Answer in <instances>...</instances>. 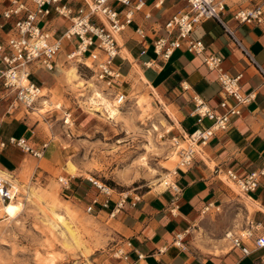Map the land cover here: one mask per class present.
<instances>
[{
  "label": "crops",
  "instance_id": "obj_1",
  "mask_svg": "<svg viewBox=\"0 0 264 264\" xmlns=\"http://www.w3.org/2000/svg\"><path fill=\"white\" fill-rule=\"evenodd\" d=\"M146 1L147 7L135 15L133 23L119 37L120 57L114 61L123 76L119 90L125 86L128 91L132 89L134 77L141 73L140 80L146 82V87L164 107L174 111L177 119H172L173 137L209 127L211 123L207 119L197 123L193 117V98L202 99L215 115L225 113L226 109L219 106L224 97L216 74L204 66L202 56L176 50L168 60H161L153 50L152 29H159L171 15L182 10L186 0H164L160 9L153 8L152 0ZM255 5L264 8V0H231L223 18L259 67L250 63L216 21H204L192 33L193 38L204 43L207 53L222 58L226 73L239 77L241 91L253 92L255 98L241 109L239 116L231 117L226 131L217 132L201 149L191 168L174 171V184L172 178L169 185L173 188L149 190L138 197L135 206L126 204L113 218L121 241L131 242L125 264H264V248L253 247L257 237H264V177L257 191L239 197L231 195L222 177L214 173L216 169H231L243 176L260 169L264 163V32L233 20L235 11ZM144 13H150V20L144 21ZM54 23L59 30L68 25L60 19ZM138 27L143 28L144 39L136 33ZM5 31H0V38H5ZM41 89L48 91L46 86ZM226 101L229 106L233 103L230 99ZM4 113L0 114L1 140L24 138L30 147L42 150L44 138L37 128L32 129L29 121H6ZM53 146L55 143L47 144L40 159L49 170L56 169ZM18 161L11 145L0 149V169L13 172ZM212 209H215L213 214L209 213ZM247 230L252 233L249 239ZM228 232L242 237L250 251L248 256L243 257L229 240H223ZM177 234L184 236L181 247L174 244ZM137 255L143 258L138 260Z\"/></svg>",
  "mask_w": 264,
  "mask_h": 264
},
{
  "label": "rangeland",
  "instance_id": "obj_2",
  "mask_svg": "<svg viewBox=\"0 0 264 264\" xmlns=\"http://www.w3.org/2000/svg\"><path fill=\"white\" fill-rule=\"evenodd\" d=\"M83 63L66 61L61 54L56 71L39 70L34 75L38 86L48 88L46 93L42 89L46 96L34 105L36 114L35 109H18L5 118L29 121L45 144L55 143L56 169H47L45 161L11 145L19 161L13 172L0 169V180L8 181L17 199L10 206L13 219L0 216V264H125L112 258L115 245L122 242L113 218L99 212L97 205L94 212L87 213L94 199L104 198L92 181L112 190L114 201L119 194L136 199L149 190L169 188L172 178L174 184L177 158L171 146L172 117L140 80L141 73L134 77L132 89L125 86L121 90L126 101L119 104L120 114L111 121L87 103L95 92L109 102L115 99L96 82L86 66L88 61ZM72 68L76 77L69 80L67 73ZM57 103L60 109L55 108ZM168 109L177 119L172 108ZM4 110L5 103H0V114ZM154 126L158 132L153 131ZM69 165L76 170L74 176L67 171ZM166 176L170 181L163 185ZM58 178L68 181V190ZM221 180L231 195H243ZM214 248L218 253V246Z\"/></svg>",
  "mask_w": 264,
  "mask_h": 264
},
{
  "label": "built area",
  "instance_id": "obj_3",
  "mask_svg": "<svg viewBox=\"0 0 264 264\" xmlns=\"http://www.w3.org/2000/svg\"><path fill=\"white\" fill-rule=\"evenodd\" d=\"M230 1L186 0L182 10L171 15L159 29H152L153 50L157 57L168 60L176 50L202 56L204 66L216 74V81L224 97L219 104L226 109L222 115H215L199 97L193 98V117L197 118V123L207 119L211 124L171 139L177 158L176 170L191 168L201 149L209 144L217 132L226 131L231 117L239 116L241 109L255 98L253 92L241 91L239 77H232L222 69L221 57L207 53L204 43L192 37L194 30L204 21L214 20L250 63L258 66L236 37L235 31L224 22L223 16ZM163 2L152 0V6L160 9ZM145 7L146 0H0V31L6 30L5 38H0V103H5L6 108L3 117H10L18 109H35L34 105L42 97L41 87L34 81V75L39 70L47 73L56 71L61 54L66 57V61L73 54L87 60V68L96 82L104 85L118 104H123L127 97L119 90L123 76L114 65L115 59L120 57L118 39L133 23L135 15L142 13ZM143 17L147 21L151 15L144 13ZM56 19L66 22L67 27L56 29ZM233 20L238 25L255 26L264 32V8L261 5L238 9L233 14ZM136 33L141 39L146 37L142 27H138ZM227 99L233 102L231 106L227 104ZM7 145L17 146L36 159L43 157L42 150L47 147L44 144L42 150H35L24 138L10 137L7 142L0 138V149ZM214 173L235 185L240 193L252 194L257 191L264 177V163L260 169L243 176H238L231 169H216ZM58 182L64 190L69 189L68 181L64 178H58ZM92 185L104 198L102 201H92L87 207L89 214L94 212L93 207L97 205L99 212H106L109 218H115L126 204L135 206L138 201V198L133 199L124 194H119L114 201L111 199L112 190L95 181H92ZM14 196L10 184L0 180V202H10ZM247 231L246 238L249 239L252 233ZM183 238V234H177L174 244L181 247ZM224 238L230 241L232 248L239 249L243 257L250 254L241 236L235 237L228 232ZM130 247L129 240L115 245L112 258L127 263V249ZM253 247L255 250L263 249L264 237H257ZM137 258L140 260L143 257L137 255Z\"/></svg>",
  "mask_w": 264,
  "mask_h": 264
},
{
  "label": "bare ground",
  "instance_id": "obj_4",
  "mask_svg": "<svg viewBox=\"0 0 264 264\" xmlns=\"http://www.w3.org/2000/svg\"><path fill=\"white\" fill-rule=\"evenodd\" d=\"M119 41V39H118ZM84 58L80 57L79 55H70L68 61L74 62L76 64H85L83 63ZM88 66V65H86ZM74 68L70 69V71L67 73L69 80H72L73 78L76 77V73H75ZM44 93L45 90H43ZM40 95L42 97V99L46 96L42 94V89H40ZM159 100V99H158ZM42 104L46 105L47 101L42 100ZM89 107H92L93 111L95 112H102L105 116L106 119L111 120V121H115L118 118V115L120 114L119 109L120 106L119 104L113 100L111 102H109L108 100L104 99L103 96H101L99 93L95 92L93 97H91L89 99V101L87 102ZM100 106L102 108H100ZM55 108L60 109L61 105L60 104H56ZM165 108V107H164ZM38 111V110H37ZM36 109L34 110V112H37ZM166 115H170L172 117V119H174L173 114L170 112V110L168 108H165ZM170 117V118H171ZM153 131H157L158 129L157 127H153ZM68 173L71 176H74L76 174V170L72 165H69L67 168ZM4 174V173H3ZM5 176V175H4ZM2 177V176H1ZM5 179V178H4ZM165 179V178H164ZM7 180V179H6ZM170 181V178L166 176V180L163 182V185H166L168 182ZM8 182V181H7ZM230 183V182H229ZM232 184V183H231ZM235 186V185H234ZM15 188V187H14ZM12 192L15 194V190L12 189ZM17 199L16 195L11 199L10 202L7 203H2L0 205V216L5 217L7 220H12V215L10 214V206L13 204V202ZM58 219V218H57ZM60 221V220H59ZM69 233V232H68ZM248 233H246L247 235ZM71 235V234H70Z\"/></svg>",
  "mask_w": 264,
  "mask_h": 264
}]
</instances>
